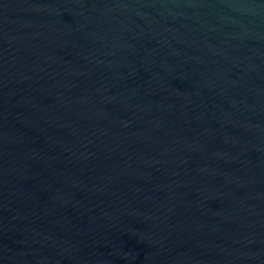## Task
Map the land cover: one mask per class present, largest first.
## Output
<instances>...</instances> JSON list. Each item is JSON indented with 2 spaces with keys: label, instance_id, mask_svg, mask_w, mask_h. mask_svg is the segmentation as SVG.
Returning <instances> with one entry per match:
<instances>
[{
  "label": "water",
  "instance_id": "95a60500",
  "mask_svg": "<svg viewBox=\"0 0 264 264\" xmlns=\"http://www.w3.org/2000/svg\"><path fill=\"white\" fill-rule=\"evenodd\" d=\"M0 264H264V0H0Z\"/></svg>",
  "mask_w": 264,
  "mask_h": 264
}]
</instances>
